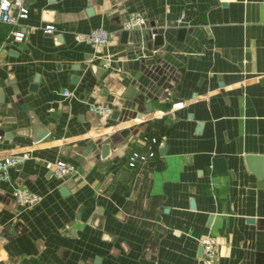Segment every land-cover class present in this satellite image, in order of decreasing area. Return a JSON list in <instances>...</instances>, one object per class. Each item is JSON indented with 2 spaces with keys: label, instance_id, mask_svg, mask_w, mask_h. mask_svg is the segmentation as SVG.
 I'll return each instance as SVG.
<instances>
[{
  "label": "crops",
  "instance_id": "1",
  "mask_svg": "<svg viewBox=\"0 0 264 264\" xmlns=\"http://www.w3.org/2000/svg\"><path fill=\"white\" fill-rule=\"evenodd\" d=\"M22 2L23 40L0 21V157L28 155L0 181V264H201L204 236L213 264H264V0ZM135 11L162 38L150 53L136 30L121 41ZM96 28L108 34L107 69L75 40ZM131 87L145 92L135 107L122 98ZM154 131L155 158L127 168ZM56 160L75 172L56 178ZM14 187L38 202L17 204Z\"/></svg>",
  "mask_w": 264,
  "mask_h": 264
},
{
  "label": "built area",
  "instance_id": "2",
  "mask_svg": "<svg viewBox=\"0 0 264 264\" xmlns=\"http://www.w3.org/2000/svg\"><path fill=\"white\" fill-rule=\"evenodd\" d=\"M15 10V14H13ZM27 9L23 5L22 0H0V21L4 24L17 28L18 20H24L26 18ZM180 21L177 20L176 24ZM146 25V20L141 13L135 11L131 14L127 20L123 23V30H136L141 31ZM53 31V27L48 25L42 30L44 34H50ZM12 39L16 42L23 40L25 32L19 28L11 32ZM75 40L87 44L95 57L104 69L110 67V59L104 55V48L108 43V34L102 28H96L83 35H76ZM73 94L67 90L62 92L64 98L71 97ZM87 111L99 118L107 119L111 113V108L107 105L91 102L87 104ZM139 142L141 149L131 150L125 156V165L127 168H135L139 164H144L147 161L155 158L156 151L161 147V141L156 140L151 135H143ZM28 159L27 153H21L13 156H6L0 158V181L9 182V170L17 165H20ZM75 172L74 165L56 160L53 164V175L56 178H63ZM13 198L15 202L21 206H32L36 204L39 197L29 192L24 188L14 187L12 190ZM199 245L201 247V264H213V260L216 253L215 240L209 236H204L199 239Z\"/></svg>",
  "mask_w": 264,
  "mask_h": 264
},
{
  "label": "water",
  "instance_id": "3",
  "mask_svg": "<svg viewBox=\"0 0 264 264\" xmlns=\"http://www.w3.org/2000/svg\"><path fill=\"white\" fill-rule=\"evenodd\" d=\"M185 34V29L184 28H178L176 30V39L178 41H180L183 37V35ZM128 36V31H123L121 33V41L123 43L126 42V38ZM134 37H135V43L140 44L141 46V50L139 51L141 53V51H146L148 53H150V48L153 47H157V46H161L162 44V38L160 35L155 34L153 32L150 31H136L134 33ZM152 44V45H151ZM149 49V51H148ZM144 64L146 65H152L154 62L152 59H148L146 58L144 61ZM138 63V62H137ZM76 77H72L71 78V82L74 83L76 81ZM36 82L37 79L35 78L34 81L29 84L28 86V90L30 92H34L36 89ZM162 82V78H160V80H158L156 82V86L159 87L160 84ZM145 97V92L144 91H139L138 89L131 87L129 88L125 94H123L122 98H125L127 100H129L131 102L132 107L137 106L138 103L142 102V99H144ZM123 101L121 99H117L116 98V102L115 105L120 107L122 105ZM22 109H24V106H22ZM111 119L113 120H118V112L117 111H113L111 114ZM127 133V130H122L121 131V135H125ZM45 133L44 132H39L36 136H33V141H38L40 140L42 137H44ZM107 152V145L102 146L101 148V158H103L105 156ZM1 158V157H0ZM248 161L251 162H259V165L263 162V158L262 157H255V156H249ZM64 191V188H61ZM61 190V192H62ZM198 253L201 254V247L198 250Z\"/></svg>",
  "mask_w": 264,
  "mask_h": 264
},
{
  "label": "trees",
  "instance_id": "4",
  "mask_svg": "<svg viewBox=\"0 0 264 264\" xmlns=\"http://www.w3.org/2000/svg\"><path fill=\"white\" fill-rule=\"evenodd\" d=\"M151 136L155 137L156 140L160 141V138H159L158 135H156V132L155 131L151 134Z\"/></svg>",
  "mask_w": 264,
  "mask_h": 264
}]
</instances>
